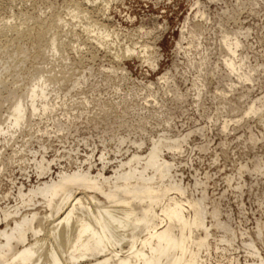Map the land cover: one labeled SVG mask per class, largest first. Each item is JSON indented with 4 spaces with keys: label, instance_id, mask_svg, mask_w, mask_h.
I'll return each instance as SVG.
<instances>
[{
    "label": "rangeland",
    "instance_id": "obj_1",
    "mask_svg": "<svg viewBox=\"0 0 264 264\" xmlns=\"http://www.w3.org/2000/svg\"><path fill=\"white\" fill-rule=\"evenodd\" d=\"M83 1L0 0V22L19 24L24 15L43 25L51 16L67 21L59 28L64 53L9 71L0 64V99L25 93L41 70L58 80L48 88L49 110L27 118L12 143L0 140L1 152H38L54 161V176L89 168L109 177L134 153L144 158L155 143L179 141L177 151L161 149L174 164L172 179L187 196H204L229 213L233 228L252 230L264 219V0ZM78 4L87 21L68 16ZM93 20L112 35L106 44L83 32L82 21ZM227 42L237 43L234 54ZM9 108L2 103L0 120ZM21 138L30 142L26 148ZM5 169L0 207L13 204L3 197L17 184L36 182L30 161Z\"/></svg>",
    "mask_w": 264,
    "mask_h": 264
},
{
    "label": "bare ground",
    "instance_id": "obj_2",
    "mask_svg": "<svg viewBox=\"0 0 264 264\" xmlns=\"http://www.w3.org/2000/svg\"><path fill=\"white\" fill-rule=\"evenodd\" d=\"M80 6L68 10L71 19L86 20ZM24 16L19 24H11L10 18L0 22L3 71L26 59L43 60L48 53L52 57L65 52L59 30L66 25L64 18L51 16L47 26L38 17ZM93 21L92 25L82 21L83 32L106 44L112 35ZM226 47L234 54L237 43L227 42ZM38 72L25 93L10 91L7 100L0 99V108L4 102L10 105L8 115L0 120L4 143H12L27 118L49 110L48 88L58 80L46 76L48 71ZM27 142L21 138L20 147ZM178 143H155L144 158L134 153L119 162L109 177L92 175L89 168L60 170L54 176L50 174L54 161L37 157L38 152L30 151L27 158L0 150L1 169L30 161L36 178L34 184L20 182L13 194L2 196L13 204L0 207V264H264V219H256L252 230L236 229L229 213L222 215L220 207L207 203L204 196H187L180 181L172 179L173 162L161 157L163 147L177 151Z\"/></svg>",
    "mask_w": 264,
    "mask_h": 264
}]
</instances>
